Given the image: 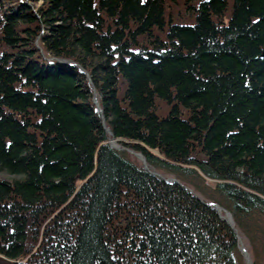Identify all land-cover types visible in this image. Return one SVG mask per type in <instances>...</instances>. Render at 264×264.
<instances>
[{
  "label": "trees",
  "instance_id": "16d2710c",
  "mask_svg": "<svg viewBox=\"0 0 264 264\" xmlns=\"http://www.w3.org/2000/svg\"><path fill=\"white\" fill-rule=\"evenodd\" d=\"M40 1L0 0V264H263L264 0Z\"/></svg>",
  "mask_w": 264,
  "mask_h": 264
},
{
  "label": "water",
  "instance_id": "95a60500",
  "mask_svg": "<svg viewBox=\"0 0 264 264\" xmlns=\"http://www.w3.org/2000/svg\"><path fill=\"white\" fill-rule=\"evenodd\" d=\"M87 76L89 77L88 74H87ZM93 101H94V103L96 104L97 109L102 113L103 111H102V109H101V106H100V104H99V101H98L96 95L94 96ZM102 122H103V125L105 126L106 130L110 132V129L105 125V118H104L103 113H102ZM110 143H111V146H112V147L119 148V145H117L116 143H114L113 140H112ZM137 156H138V158H140V159L143 161V165H144V167H145L146 169H149L145 157H144L141 153L137 154ZM152 173L157 174V175H161L158 171H152ZM166 180L169 181V182H170V181H171V182H174V181H175V182H179V180L176 179V178H174V177L166 178ZM212 205L218 210L219 214H221V211H220V208H221V207H220V205L217 204V203H212ZM220 216L223 218V220L227 221V222H228V223H229V224H230L235 230H237L236 227H235L234 221H233V222L229 221V220H228L225 216H223V215H220ZM231 216H232V215H231ZM238 241H239V249H240V251L242 252V254H243V256H244V258H245L247 264H254V262H253V260H252V256H251L249 250L247 249V247L245 246L244 241L242 240V237H241L240 234H238Z\"/></svg>",
  "mask_w": 264,
  "mask_h": 264
},
{
  "label": "rangeland",
  "instance_id": "374dc122",
  "mask_svg": "<svg viewBox=\"0 0 264 264\" xmlns=\"http://www.w3.org/2000/svg\"><path fill=\"white\" fill-rule=\"evenodd\" d=\"M19 1H21V2H25L26 4H28L31 8H32V10L33 11H35L36 9H37V7L38 6H40L41 4H42V1H40V0H19ZM16 4V3H15ZM96 95V92H94V94H93V98H94V96ZM96 97H97V95H96ZM116 144L117 145H119L117 142H116ZM119 148H121V146L119 145ZM137 154H139V153H136V156H137ZM143 155V154H142ZM138 157V156H137ZM141 163H143V161L140 159V158H137ZM146 159V158H145ZM152 171H155V170H152ZM169 177H174L173 175H168ZM0 177L1 178H4V179H12L13 178V175H10V174H8L7 172H1L0 173ZM169 177H166V178H169ZM174 178H176V177H174ZM177 179V178H176ZM180 182V181H179ZM221 207V206H220ZM223 208V207H222ZM243 241H244V244H245V246L247 247V249L249 248V246L247 245L248 243H247V240L246 239H242ZM246 242V243H245ZM238 248H239V246H238ZM240 250V249H239ZM249 250V249H248ZM241 252V251H240ZM250 252V251H249ZM242 253V252H241ZM251 254V253H250ZM261 259H262V263L264 264V250L262 251V253H261ZM242 260L244 261V264H247V262H246V260H245V258H244V256H243V254H242ZM253 260V259H252Z\"/></svg>",
  "mask_w": 264,
  "mask_h": 264
},
{
  "label": "bare ground",
  "instance_id": "6f19581e",
  "mask_svg": "<svg viewBox=\"0 0 264 264\" xmlns=\"http://www.w3.org/2000/svg\"><path fill=\"white\" fill-rule=\"evenodd\" d=\"M113 142L114 143H116V141L115 140H113ZM220 211H221V214L220 215H223V216H225L229 221H231V222H233V218H232V216H231V213L228 211V210H226V209H224V208H220ZM221 217V216H220ZM222 218V217H221ZM223 219V218H222Z\"/></svg>",
  "mask_w": 264,
  "mask_h": 264
}]
</instances>
